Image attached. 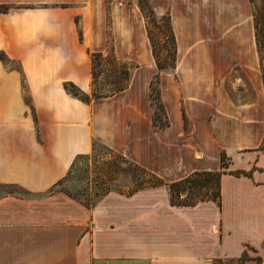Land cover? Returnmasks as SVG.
Here are the masks:
<instances>
[{
    "label": "crops",
    "instance_id": "crops-1",
    "mask_svg": "<svg viewBox=\"0 0 264 264\" xmlns=\"http://www.w3.org/2000/svg\"><path fill=\"white\" fill-rule=\"evenodd\" d=\"M169 16L175 68L157 69L137 0H0V264H264V78L251 0H148ZM132 65L91 92V53ZM169 124L153 125L150 83ZM100 144L158 176L221 169L220 204L167 185L90 204L53 190ZM245 255L247 259L242 260Z\"/></svg>",
    "mask_w": 264,
    "mask_h": 264
},
{
    "label": "trees",
    "instance_id": "trees-1",
    "mask_svg": "<svg viewBox=\"0 0 264 264\" xmlns=\"http://www.w3.org/2000/svg\"><path fill=\"white\" fill-rule=\"evenodd\" d=\"M138 5L145 17L147 33L151 40L152 53L155 59L157 69L159 71L164 69H174L176 61V40L170 24L169 16L168 20V32H169V48L167 49L168 60L161 59L159 55V50L149 29L147 23V13H150L152 16H155L152 8L150 7L148 0H137ZM255 17V16H254ZM255 20V19H254ZM256 28V40L257 47L261 59V66L264 78V56L261 55L264 50V35H260L257 28V23L255 20ZM0 58L3 56L0 54ZM133 66L129 63L122 61L117 58L113 49H110L106 54L101 52H92L91 53V86L93 97H105L113 95L114 93L123 90L127 87L130 75V69ZM102 75L99 83H96L98 76ZM65 89L72 94L73 96L83 100L88 101L91 96L81 91L73 83L67 82L64 85ZM150 102L153 108L152 120L153 125L157 128H165L169 122L167 120L163 103L160 96L159 90V72L155 73L151 83H150V93H149ZM96 145V144H95ZM93 146V150L95 148ZM108 149V148H107ZM110 150V149H108ZM111 151V150H110ZM113 152V151H111ZM117 157L124 158L123 156L116 154ZM131 165V171L133 176V188L128 191V193H133L139 189L167 185L169 188L170 199L173 204L176 205H193L201 200H214L220 204L221 192H220V177L224 172L223 167L226 166L225 155L221 154V169L216 171H195L188 176L170 183L164 182L158 176L150 173L143 167L128 161ZM62 180V179H61ZM59 180L58 183H60ZM120 190V189H116ZM122 191V190H120ZM242 260L247 259L245 255L241 257Z\"/></svg>",
    "mask_w": 264,
    "mask_h": 264
},
{
    "label": "rangeland",
    "instance_id": "rangeland-1",
    "mask_svg": "<svg viewBox=\"0 0 264 264\" xmlns=\"http://www.w3.org/2000/svg\"><path fill=\"white\" fill-rule=\"evenodd\" d=\"M258 32L264 35V0H251ZM147 23L161 59H167L169 32L167 16H152L147 13ZM264 49V48H263ZM264 56V50L261 53ZM102 75L98 76L99 83ZM91 92L88 94L91 96ZM130 160L119 158L106 147L96 144L94 150L75 158L69 172L53 187L73 198L90 204L109 190L120 189L128 192L133 188Z\"/></svg>",
    "mask_w": 264,
    "mask_h": 264
}]
</instances>
